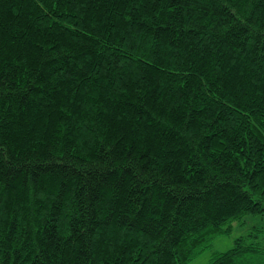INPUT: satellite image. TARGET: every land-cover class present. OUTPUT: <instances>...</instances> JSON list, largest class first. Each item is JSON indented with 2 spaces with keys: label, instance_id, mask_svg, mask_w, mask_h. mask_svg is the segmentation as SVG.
Wrapping results in <instances>:
<instances>
[{
  "label": "trees",
  "instance_id": "obj_1",
  "mask_svg": "<svg viewBox=\"0 0 264 264\" xmlns=\"http://www.w3.org/2000/svg\"><path fill=\"white\" fill-rule=\"evenodd\" d=\"M256 216L264 0H0V264H188Z\"/></svg>",
  "mask_w": 264,
  "mask_h": 264
},
{
  "label": "rangeland",
  "instance_id": "obj_2",
  "mask_svg": "<svg viewBox=\"0 0 264 264\" xmlns=\"http://www.w3.org/2000/svg\"><path fill=\"white\" fill-rule=\"evenodd\" d=\"M251 227L259 229L257 238L261 246H264V216L244 217L240 222H234L231 233L228 236H219L212 242V247L204 251L188 264H206L212 252H224L233 246L234 240L247 234Z\"/></svg>",
  "mask_w": 264,
  "mask_h": 264
}]
</instances>
